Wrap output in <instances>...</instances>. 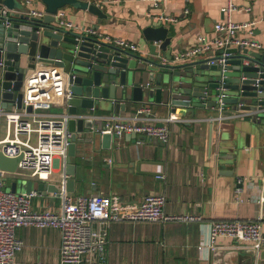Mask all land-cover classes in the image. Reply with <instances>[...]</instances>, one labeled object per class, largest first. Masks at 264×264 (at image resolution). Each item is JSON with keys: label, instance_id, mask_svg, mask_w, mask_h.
I'll list each match as a JSON object with an SVG mask.
<instances>
[{"label": "crops", "instance_id": "1", "mask_svg": "<svg viewBox=\"0 0 264 264\" xmlns=\"http://www.w3.org/2000/svg\"><path fill=\"white\" fill-rule=\"evenodd\" d=\"M95 1L106 13V19L100 20L88 11L75 10L71 6L60 11L66 21L79 26L78 30L93 27L104 35L130 41L138 45L136 52L140 55L150 53L152 42L145 39L143 30L156 14L176 19L171 23L154 20L155 25L169 24L173 55L196 46L200 35L213 38L214 25L229 17L237 23L254 22L252 33L246 31L240 36L251 37L264 45V0H231L237 8L230 15L222 12L229 0H162L159 7H151L146 0ZM29 7L44 10L40 0H31ZM218 50L213 51L217 54ZM157 54L164 60L163 51ZM31 72L29 70L27 77ZM56 103V106L61 105L59 99ZM142 107L131 105L126 112L114 115L132 118ZM143 109V117H151L155 125L169 128V142L163 144L146 136L128 137L126 141L113 138L108 149L88 150L86 158L77 160L72 197L117 195L122 201L141 202L147 195L163 194L167 214L201 216L203 222H111L107 227L105 264H207L213 249L210 221L215 219L256 220L263 216L264 231V203L260 201L261 196L264 197V137H249L247 158L241 168L235 169L233 176L220 174L212 163L214 155L210 154L211 122L208 117L211 109L201 111L193 119L172 113L164 105ZM15 110H0V140L13 134L5 113ZM51 112L55 113L52 109ZM103 114L110 115L109 112ZM172 116L174 119L168 120ZM135 122L147 123L148 120ZM222 125L234 135L236 126L247 128L250 120H228ZM214 126L212 149L219 135L217 125ZM97 145L99 147L100 143ZM63 170L61 159H56L48 182L61 178ZM25 177L32 179L28 174ZM60 203L59 195L37 192L32 198L31 210H55ZM16 236L24 245L17 253L15 264H60L61 232L58 228L27 226L19 228ZM216 244L218 248H239L229 237H218ZM257 259V264H264V248L257 252Z\"/></svg>", "mask_w": 264, "mask_h": 264}, {"label": "water", "instance_id": "2", "mask_svg": "<svg viewBox=\"0 0 264 264\" xmlns=\"http://www.w3.org/2000/svg\"><path fill=\"white\" fill-rule=\"evenodd\" d=\"M40 1L44 4L43 18L30 15L33 8L26 1L28 9L21 0L3 1L11 11L0 15V110L22 108L29 70L56 66L62 70L65 89L70 92L69 97L60 100V106L70 115L73 137L61 178L37 182L23 175L15 180L10 176L6 188L12 192L60 195L65 180L68 195H75L78 159L86 158L90 149L100 152L110 148L113 138L126 141L128 137H139L101 133L104 117L108 116L103 112L120 115L135 104L146 108L164 105L172 113L191 119L211 109L210 154L220 174L233 176L247 158L249 137H264V51L231 46L217 54H199L178 62L174 60L169 24L155 25L153 20L143 30L145 39L152 42L150 53L140 55L87 34L84 29L59 25L57 15L66 6L106 19L95 0ZM159 50L165 53L164 60L157 54ZM239 119L250 120V126H236L234 135L224 130L222 123ZM214 125L219 135L212 149ZM20 159L0 151V169L17 174ZM257 260L254 248H216L210 251L207 264H257Z\"/></svg>", "mask_w": 264, "mask_h": 264}, {"label": "built area", "instance_id": "3", "mask_svg": "<svg viewBox=\"0 0 264 264\" xmlns=\"http://www.w3.org/2000/svg\"><path fill=\"white\" fill-rule=\"evenodd\" d=\"M0 0V15H8L10 9ZM151 7H159L162 0H146ZM229 0L222 8L223 13H230L237 7ZM28 5L31 0H27ZM30 15L38 18L45 16V11L32 9ZM59 10L57 19L60 26L78 30L63 18ZM155 21L175 22V18L164 14L152 15ZM10 24V22H6ZM254 22H234L230 17L214 25L215 36L208 39L198 37L196 46L174 55V60L181 62L196 58L199 54L231 46L264 51V45L251 37H242L240 33H252ZM87 34L115 44L121 48L136 52L138 45L119 38H112L93 27H84ZM219 51V50H218ZM215 53V52H214ZM248 63V62H246ZM65 89L62 70L56 66L40 67L32 70L23 86L22 108L5 113L12 135L0 140V151L6 156L21 157L16 175L28 174L32 179L48 181L56 159H61L63 167L67 165L68 149L73 132L69 130L70 115L53 113L51 109L56 100L69 97ZM28 107H32L29 111ZM145 111L140 108L137 115L126 118L116 115L104 117L101 133L136 134L155 138L163 144L170 139L167 126L155 125L151 117H143ZM147 119V123H139ZM174 116L170 117L171 120ZM108 162H111L109 159ZM12 175L0 169V264H15L16 256L23 248V241L16 236L19 228L27 226L56 227L61 232L60 264H105V250L108 243V225L111 222L149 221V222H203L201 216L169 215L164 211L166 197L163 194L147 195L141 202H124L117 195L103 194L68 195L66 181L60 186L61 203L57 209L32 211L31 201L37 192L14 193L6 188V180ZM162 177V175H157ZM261 203L264 197L261 196ZM263 216L250 219H215L210 221V244L213 249L220 236L235 241L236 247H250L259 253L264 248Z\"/></svg>", "mask_w": 264, "mask_h": 264}, {"label": "rangeland", "instance_id": "4", "mask_svg": "<svg viewBox=\"0 0 264 264\" xmlns=\"http://www.w3.org/2000/svg\"><path fill=\"white\" fill-rule=\"evenodd\" d=\"M22 1V3L24 4V5H26L25 4V1L26 0H21ZM26 7H27V9H28V6L26 5ZM162 60V59H161ZM57 105V103L56 104H54L53 105V108H52V111H54L55 113H59V112H61L63 109H62V106H56ZM54 109V110H53ZM15 176H14V178H16V177H19V176H17L16 174H14ZM37 182H39V180H36ZM124 202H128V201H124Z\"/></svg>", "mask_w": 264, "mask_h": 264}]
</instances>
